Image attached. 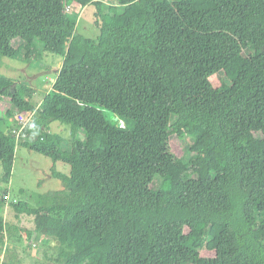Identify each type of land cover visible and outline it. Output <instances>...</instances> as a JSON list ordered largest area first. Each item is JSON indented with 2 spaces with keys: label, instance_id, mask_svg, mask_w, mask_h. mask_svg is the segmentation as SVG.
<instances>
[{
  "label": "trees",
  "instance_id": "obj_1",
  "mask_svg": "<svg viewBox=\"0 0 264 264\" xmlns=\"http://www.w3.org/2000/svg\"><path fill=\"white\" fill-rule=\"evenodd\" d=\"M88 4L98 38L70 12ZM44 52L63 64L42 104L0 74V107L35 111L20 137L0 112V182L19 143L71 167L38 207L11 205L46 238L42 264H264V0H0V62ZM15 228L0 219V253Z\"/></svg>",
  "mask_w": 264,
  "mask_h": 264
},
{
  "label": "rangeland",
  "instance_id": "obj_2",
  "mask_svg": "<svg viewBox=\"0 0 264 264\" xmlns=\"http://www.w3.org/2000/svg\"><path fill=\"white\" fill-rule=\"evenodd\" d=\"M104 1L108 5L115 0ZM70 12H74L80 33L89 38L99 37L101 29L99 27L98 10L94 4H88L83 9L77 7L75 10H70ZM62 62L61 56L47 52H44L39 57L33 56L31 59L2 58L0 74L34 87L37 90L34 99L37 103L42 104L45 95L53 88V83L58 75L56 68L61 67ZM221 76L223 77V74L219 73L211 78L214 85L220 81ZM11 101L9 96L4 98L0 107L2 114L7 109L13 110L16 115L19 113L17 112V106ZM16 115L12 122L18 125ZM108 117L114 118V115L108 112ZM39 122L42 124L43 119H40ZM50 128L51 131L60 134L65 139L64 149L72 151V146L69 142L72 136L71 125L54 121L50 124ZM189 143L188 139L181 140L177 136L172 138V148L179 156L188 148ZM54 170L71 175L70 165L63 162L55 163L49 156L35 152L19 143L16 149L11 180L9 183L0 182V219L13 225L18 224V216L15 215V211L11 207L12 203L27 201L38 207L39 195L64 190L65 183L62 179L53 175ZM1 173L2 166L0 163V175ZM158 184L159 182L156 180L153 186ZM4 194H9L10 199L4 200ZM22 218L19 224L20 230L17 231L15 228L13 235L8 234L7 236L6 248L8 250L6 256L16 254L25 264H42L41 255L38 254L43 250L46 238L35 231L31 217L23 215ZM202 254L206 257L216 255L214 251L208 249H204Z\"/></svg>",
  "mask_w": 264,
  "mask_h": 264
},
{
  "label": "built area",
  "instance_id": "obj_3",
  "mask_svg": "<svg viewBox=\"0 0 264 264\" xmlns=\"http://www.w3.org/2000/svg\"><path fill=\"white\" fill-rule=\"evenodd\" d=\"M35 118V111H28V112H20L16 115V121L18 123L19 129L17 131L19 137L20 135L23 133L25 127L27 126V124L29 122H32L33 119ZM16 123V124H17ZM4 199L9 200L10 196L9 194H5ZM7 244H5L2 248H1V259L3 260L6 254V250H7Z\"/></svg>",
  "mask_w": 264,
  "mask_h": 264
},
{
  "label": "crops",
  "instance_id": "obj_4",
  "mask_svg": "<svg viewBox=\"0 0 264 264\" xmlns=\"http://www.w3.org/2000/svg\"><path fill=\"white\" fill-rule=\"evenodd\" d=\"M61 67H57L56 69H57V71L59 72V69H60ZM23 216H18V225L21 223V221H22V218Z\"/></svg>",
  "mask_w": 264,
  "mask_h": 264
},
{
  "label": "clouds",
  "instance_id": "obj_5",
  "mask_svg": "<svg viewBox=\"0 0 264 264\" xmlns=\"http://www.w3.org/2000/svg\"><path fill=\"white\" fill-rule=\"evenodd\" d=\"M62 64H63V62H62ZM62 66V65H61ZM5 195V194H4ZM4 198V197H3ZM6 200V199H5Z\"/></svg>",
  "mask_w": 264,
  "mask_h": 264
}]
</instances>
